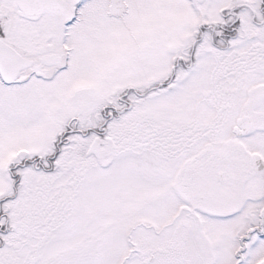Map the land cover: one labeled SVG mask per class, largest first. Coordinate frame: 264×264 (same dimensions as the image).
Returning a JSON list of instances; mask_svg holds the SVG:
<instances>
[{"label":"snow or ice","instance_id":"snow-or-ice-1","mask_svg":"<svg viewBox=\"0 0 264 264\" xmlns=\"http://www.w3.org/2000/svg\"><path fill=\"white\" fill-rule=\"evenodd\" d=\"M0 264H264V0H0Z\"/></svg>","mask_w":264,"mask_h":264}]
</instances>
